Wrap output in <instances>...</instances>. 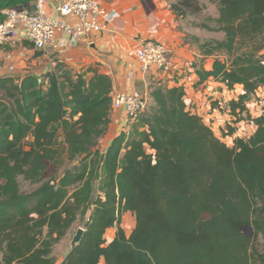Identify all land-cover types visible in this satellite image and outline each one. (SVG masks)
<instances>
[{
  "label": "trees",
  "instance_id": "obj_1",
  "mask_svg": "<svg viewBox=\"0 0 264 264\" xmlns=\"http://www.w3.org/2000/svg\"><path fill=\"white\" fill-rule=\"evenodd\" d=\"M216 2L215 25L201 26L225 36L200 44L214 59L200 82L243 89L229 109L211 102L231 119L219 131L187 109L183 86L158 84L143 130L121 131L102 151L109 75L58 63L42 77L0 78V264H57L54 247L85 218L82 241L58 264H264V251L252 253L264 240V110L248 108L264 89V0ZM201 8L172 4L181 16ZM244 121L256 126L248 137L237 135ZM20 176L39 186L22 192Z\"/></svg>",
  "mask_w": 264,
  "mask_h": 264
},
{
  "label": "crops",
  "instance_id": "obj_2",
  "mask_svg": "<svg viewBox=\"0 0 264 264\" xmlns=\"http://www.w3.org/2000/svg\"><path fill=\"white\" fill-rule=\"evenodd\" d=\"M35 1L0 0V20L4 18V9L22 5L33 8ZM61 1L50 0V4L54 5ZM98 1L115 13V18L110 21L105 30L82 37L76 44L70 43L68 36L57 34L53 45L37 53L29 44L15 41L0 48V78H24L31 75L42 77L43 74L55 69L58 63H62L87 78H91L95 73L109 75L113 80V94L119 91H140L150 96L151 87L154 85L174 87L184 84L190 97L196 104H200L203 90L211 94L219 88L223 95L226 91L231 93V90L212 77L200 82L198 70L211 69L214 59L203 55L199 44L217 37L201 36L199 31L185 26L182 19H178L169 8L166 0ZM69 21L75 20L70 18ZM187 34L194 35V39L187 37ZM223 36L217 39H222ZM200 37H203L204 41ZM150 38L166 42L178 65L184 67V72L176 75L174 79L169 80L170 82L141 72L135 50L141 41ZM196 38H199L201 43H197ZM237 90L242 93V86H238ZM152 103L150 96V104ZM223 115L227 118V115ZM247 123L251 124L249 134L242 136L238 131L237 135L248 137L255 131L254 123L249 121ZM240 124L243 126L245 121ZM128 126L129 120L125 111L113 110L107 130L99 140L102 151L108 148L112 139L121 131L128 130ZM129 214L131 212H126L123 217Z\"/></svg>",
  "mask_w": 264,
  "mask_h": 264
},
{
  "label": "built area",
  "instance_id": "obj_3",
  "mask_svg": "<svg viewBox=\"0 0 264 264\" xmlns=\"http://www.w3.org/2000/svg\"><path fill=\"white\" fill-rule=\"evenodd\" d=\"M3 13L4 18L0 20V48L21 41L29 44L36 53L53 45L57 34L68 36L70 43L76 44L82 37L105 30L115 18V13L98 0H62L54 5L50 4V0H36L33 8L24 5L13 6L4 9ZM70 18H74L75 21L70 22ZM135 53L144 75H154L160 80L169 81L184 72L183 66L176 62L169 45L162 40L153 38L143 40ZM258 96L264 100V89L260 90ZM184 99L188 110L204 118L200 112L201 105L195 103L187 90ZM230 101L219 103L220 107L229 109ZM150 105V96L144 92L119 91L113 94V110H124L129 121L141 116ZM209 108L210 118L208 122L205 121L214 130L219 131L222 122H215V118L217 121V116L223 114L218 111L219 108L213 109L211 105ZM217 112L219 113L216 114ZM240 123L237 124L239 132L242 130Z\"/></svg>",
  "mask_w": 264,
  "mask_h": 264
},
{
  "label": "rangeland",
  "instance_id": "obj_4",
  "mask_svg": "<svg viewBox=\"0 0 264 264\" xmlns=\"http://www.w3.org/2000/svg\"><path fill=\"white\" fill-rule=\"evenodd\" d=\"M197 1H198L199 5L202 7L200 12H198V13H187L185 16L177 15V13H175L172 9V4H174V3L176 4V3L180 2V0H166V3L168 4L169 8L174 12V14L177 15V18L180 20L182 19L185 26L192 27L193 29L199 31L201 36L207 35L208 37H211V38H214L215 36L217 38L219 36H223L224 32L209 31V30H207L201 26L203 24H209L211 26L215 25V22H212L209 18H215L219 14L218 5H217L216 0H197ZM185 32H187V31H185ZM212 36H214V37H212ZM224 36L222 38H224ZM187 37H192L194 39L195 36L192 34H187ZM200 39L202 41H204L203 37H200ZM196 42L201 43V41L199 39L198 40L196 39ZM239 93H241V92H240V90H237V88L234 91H231V93L226 91V93H224V95L222 93V90H219V88L214 93H211V94H210V92L206 93L203 90L201 101L199 100L200 105H201V109H202L200 111L201 114L204 116L205 120H207V122H208V120L210 118L209 114L211 112V109L209 107H210L212 101L216 100L215 102H217V104H218V102L219 103H221V102L225 103V101L228 102V101L234 99ZM263 103H264L263 98L259 97L258 95H255L249 99L248 107L255 114H259L260 112H262L264 110ZM218 113L219 112H217L216 114H218ZM224 117H225L224 115L219 114V117L217 116V121L215 118V122L218 123L221 120H223L222 125H225V123L230 122L229 121V120H231L230 116H227V118H224ZM128 127L129 128L131 127L130 129L137 132V133L141 132L143 130V125L141 123V116H138L136 119L129 121ZM250 127H251V124L247 123V122H245V124L243 126H241L242 136L245 135L246 133H248L249 131H251ZM226 142L230 146L232 145L231 140L226 139ZM69 165L71 166L72 164H69ZM19 182H20L21 190L24 193H30V192L34 191L39 186V184L31 183L30 181L26 180L23 176L19 177ZM86 221H87L86 218L77 220V222L73 225V227L68 232V234L54 247L53 254L56 258L57 264L60 263L64 259V257L67 255V253L70 251L71 242L73 240V237L75 236V234L77 233V230L80 227L85 226ZM135 225H136V220H135V216L132 213L129 215H126L125 217L122 216V226L126 230L127 234H131V232L135 228ZM116 229H117V227L115 226L114 229L110 228L107 231V233L105 235L107 242H110L114 238ZM248 233H249V231H248ZM253 235H254V232L252 231V236ZM262 251H264V240L262 239V237L259 236L258 238H256L254 240L252 253H257V252H262ZM1 259H2V256L0 254V261H1ZM99 264H104V258L101 259Z\"/></svg>",
  "mask_w": 264,
  "mask_h": 264
},
{
  "label": "water",
  "instance_id": "obj_5",
  "mask_svg": "<svg viewBox=\"0 0 264 264\" xmlns=\"http://www.w3.org/2000/svg\"><path fill=\"white\" fill-rule=\"evenodd\" d=\"M243 230L249 235L251 236L252 235V228L251 226H245L243 227ZM249 231V233H248ZM84 233H85V229L83 227H80L78 230H77V233L75 234V236L73 237V240L71 242V249H74L83 239V236H84Z\"/></svg>",
  "mask_w": 264,
  "mask_h": 264
}]
</instances>
